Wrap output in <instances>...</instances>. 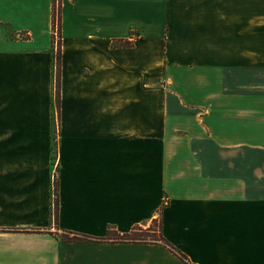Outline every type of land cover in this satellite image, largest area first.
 I'll return each instance as SVG.
<instances>
[{"label": "crops", "instance_id": "1", "mask_svg": "<svg viewBox=\"0 0 264 264\" xmlns=\"http://www.w3.org/2000/svg\"><path fill=\"white\" fill-rule=\"evenodd\" d=\"M245 1L61 0L56 111L52 0H0V264H187L55 234L155 219L190 264H264V13Z\"/></svg>", "mask_w": 264, "mask_h": 264}, {"label": "trees", "instance_id": "2", "mask_svg": "<svg viewBox=\"0 0 264 264\" xmlns=\"http://www.w3.org/2000/svg\"><path fill=\"white\" fill-rule=\"evenodd\" d=\"M60 3L61 0H52V16H51V29H52V50L56 53L54 55V78H55V108L58 109L59 102V65H60V43L57 41L60 40ZM55 34L57 37H55ZM59 37V40H58ZM120 46L129 45L128 42L120 41L118 42ZM57 113V112H56ZM52 159L56 158V146L53 145L52 149ZM51 219L52 223L56 225L57 223V190L56 187L53 189V205L51 209ZM158 222V227L155 230L148 226L143 229L142 227H135L129 233L118 234L114 230L110 229L107 233V236L104 238H92L78 233H72L68 231H61L60 234L58 231L55 233L62 241L64 242H109V243H133V244H154L161 243L166 247L171 253L176 255L183 262L190 264L187 258L181 254L177 249L170 245L165 238L162 236L161 224Z\"/></svg>", "mask_w": 264, "mask_h": 264}, {"label": "rangeland", "instance_id": "3", "mask_svg": "<svg viewBox=\"0 0 264 264\" xmlns=\"http://www.w3.org/2000/svg\"><path fill=\"white\" fill-rule=\"evenodd\" d=\"M232 8H235L237 12L243 13V12H263L264 13V0H248L245 2H242L241 4H238L237 6H231ZM57 36V35H56ZM20 38H27L26 36H19ZM59 40V37H58ZM58 43H61V41H57V47H58ZM158 222L157 220H153L149 226H151V228L153 230L156 231L157 227H158ZM148 227V226H147ZM147 227H142L143 229L147 228Z\"/></svg>", "mask_w": 264, "mask_h": 264}, {"label": "built area", "instance_id": "4", "mask_svg": "<svg viewBox=\"0 0 264 264\" xmlns=\"http://www.w3.org/2000/svg\"><path fill=\"white\" fill-rule=\"evenodd\" d=\"M55 37H57L56 34H55Z\"/></svg>", "mask_w": 264, "mask_h": 264}]
</instances>
